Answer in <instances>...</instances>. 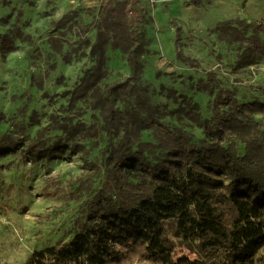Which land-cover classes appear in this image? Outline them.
<instances>
[{
  "label": "trees",
  "instance_id": "trees-1",
  "mask_svg": "<svg viewBox=\"0 0 264 264\" xmlns=\"http://www.w3.org/2000/svg\"><path fill=\"white\" fill-rule=\"evenodd\" d=\"M137 3L103 0L90 45L93 64L70 92V105L89 100L114 138L103 187L71 238L32 252L23 264H264V128L254 118H264V99L240 102L210 70L199 90L216 91L211 117H194L202 141L191 142L154 120L147 124L140 115L152 108L139 81L150 41L138 31ZM216 30L238 44L234 70L264 59V20L226 22ZM179 40L176 28L174 43ZM14 49L7 37L0 39V52ZM108 50L121 52L129 76L109 85L104 97L98 84L107 77ZM177 57L198 66L180 51ZM69 121L37 131L23 151L29 161L52 160L89 138L92 126ZM149 127L164 149L155 161L144 152L151 144L140 138ZM54 130L60 134L46 136ZM2 141L0 156L16 149L13 139L7 147Z\"/></svg>",
  "mask_w": 264,
  "mask_h": 264
},
{
  "label": "rangeland",
  "instance_id": "rangeland-1",
  "mask_svg": "<svg viewBox=\"0 0 264 264\" xmlns=\"http://www.w3.org/2000/svg\"><path fill=\"white\" fill-rule=\"evenodd\" d=\"M102 2L0 0V39L7 37L15 48L0 52V140L4 147L9 138L16 141L14 151L0 156V264H23L32 252L71 238L105 182L111 130L89 100L75 106L69 102L93 64L90 45ZM136 9L138 31L150 41L139 81L152 108L140 115L147 124L154 120L191 142L202 141L203 129L194 117H211L216 91L199 90L210 70L240 102L264 99V59L234 70L238 44L216 30L226 22L264 20V0H138ZM176 28L180 40L174 43ZM177 51L198 66L182 62ZM107 55V77L98 84L104 97L109 85L129 76L120 51ZM66 117L71 125L92 126L89 138L52 160L29 161L23 151L37 131ZM254 118L264 128V118ZM157 132L149 127L140 136L151 144L144 152L152 161L164 154ZM59 134L54 130L46 136Z\"/></svg>",
  "mask_w": 264,
  "mask_h": 264
}]
</instances>
